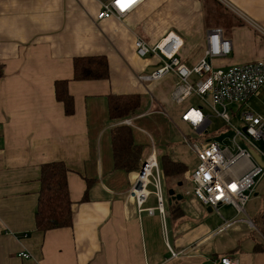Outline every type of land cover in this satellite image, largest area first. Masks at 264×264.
I'll return each mask as SVG.
<instances>
[{
  "label": "crops",
  "instance_id": "1",
  "mask_svg": "<svg viewBox=\"0 0 264 264\" xmlns=\"http://www.w3.org/2000/svg\"><path fill=\"white\" fill-rule=\"evenodd\" d=\"M218 1L143 0L122 20H97L99 0H0V63L5 70L0 80V264H220L223 256L239 264H264V250L255 251L261 240L249 230L256 223L247 213L239 219H251L253 225L239 221L226 227L234 218L222 214L224 221L215 228L190 227L181 204L184 196L173 203L166 196L165 217L140 212L129 197L135 171L116 169L113 157L111 130L127 125L126 119L132 120L127 126L135 130V139L146 145L143 158L154 147L157 154L165 153L156 144L164 141V133L149 117L157 114L153 106L159 99L137 77L151 62L136 55L137 36L156 43L176 32L184 40L183 60L195 64L204 54L207 31L217 27V14L232 52L215 65L264 59V36L254 27L264 29V0ZM90 55L107 56L108 79H73L74 58ZM60 79H69L73 115H66L56 99L55 81ZM162 81L170 96L176 77ZM134 92L141 94V106L123 119H110L107 96ZM258 93L264 94V86ZM57 160L70 169L73 222L44 233L35 226L40 166ZM87 179L94 180L88 200L81 201ZM174 189L183 193L184 187ZM253 196H259L257 189ZM190 200L201 203L196 196ZM155 204L152 195L145 206ZM173 204L181 207L180 215L171 213ZM22 251L31 257L19 256Z\"/></svg>",
  "mask_w": 264,
  "mask_h": 264
},
{
  "label": "built area",
  "instance_id": "2",
  "mask_svg": "<svg viewBox=\"0 0 264 264\" xmlns=\"http://www.w3.org/2000/svg\"><path fill=\"white\" fill-rule=\"evenodd\" d=\"M142 1L99 0L96 19L122 20ZM254 27L264 36L262 27L258 24H254ZM134 46L138 57L151 60L144 72L137 76L141 82H158L168 75H174L176 83L170 95L174 103L181 104L193 94L203 99V105L191 106L181 115L182 121L187 122L201 137L207 138L209 127L213 124L212 117H218L227 126H231L230 118L235 115L234 109L242 108L264 86V59L226 68L215 66V60L227 57L232 52V41L225 36L221 27L207 31L204 54L192 65L180 57L184 40L176 32L167 33L156 43H149L137 36ZM239 120L242 124L240 127L233 126L235 133L231 137L221 140L204 139L199 143H191L186 138L198 164L195 169L185 172V178L192 185L193 194L201 204L212 208L221 216L220 207L224 205L233 206L237 214L246 213V204L264 176V116L244 108L239 114ZM123 122L132 125L131 119ZM254 153L259 156L261 163L256 160ZM164 179L154 147L143 159L130 183L129 197L140 212L147 211L150 215L159 212L163 217L166 216ZM152 195L157 204L145 206ZM239 221L253 225L251 219L239 218L227 221L225 225L231 226ZM172 253L177 255V252ZM19 256L30 258L31 254L22 251ZM219 263L239 264L230 256H223Z\"/></svg>",
  "mask_w": 264,
  "mask_h": 264
},
{
  "label": "trees",
  "instance_id": "3",
  "mask_svg": "<svg viewBox=\"0 0 264 264\" xmlns=\"http://www.w3.org/2000/svg\"><path fill=\"white\" fill-rule=\"evenodd\" d=\"M218 4V0H206ZM220 4V3H219ZM218 4V5H219ZM212 16V15H211ZM208 19V18H207ZM218 25L222 19L217 14L213 16ZM74 80H97L110 77L109 60L106 55L78 56L74 58ZM5 76L3 64L0 63V80ZM56 99L62 102L66 115L75 113V99L69 91V79L55 81ZM108 98L110 119H123L141 106L140 93H112ZM135 130L127 125H118L111 130V143L115 168L127 173L137 171L143 161L144 143L135 139ZM214 134H208V138ZM159 162L164 173L168 188H174L171 181L183 185L182 177L188 167L185 163L172 159L167 153L159 152ZM70 169L62 160L48 161L40 166V188L35 211V226L38 231L69 227L73 222V200L69 190L68 173ZM94 179H87V188L81 201H87L88 190ZM171 213L180 215L182 209L173 204ZM176 215V216H177ZM256 223V221H254ZM257 224V223H256ZM263 234L264 230L262 229ZM264 242L255 243V251H263Z\"/></svg>",
  "mask_w": 264,
  "mask_h": 264
},
{
  "label": "rangeland",
  "instance_id": "4",
  "mask_svg": "<svg viewBox=\"0 0 264 264\" xmlns=\"http://www.w3.org/2000/svg\"><path fill=\"white\" fill-rule=\"evenodd\" d=\"M220 25H223V23L221 22L220 24L217 25V27H220ZM180 57L183 59V56L181 54ZM215 66L226 68V65L224 64H220L219 66L215 65ZM137 67L140 69V66L137 65ZM161 82L163 81L160 80L158 82L148 83L150 85L149 86L150 90L159 99V103H160V104L155 103V106H153V109L158 111L157 114L153 113L149 117L152 118L153 123L157 124L160 127L159 129L162 131V133H164V141H161L160 139L158 142H156L155 139V142L161 151L167 153L174 160L184 162L187 165L188 170L191 171L197 167L198 161L196 159V155L192 147L190 146V143L186 141V138H188L191 143L192 142L199 143L202 137H198L199 135L195 130H193L191 127L185 125L182 122L181 115L187 108L191 106L198 107L203 105L204 101L200 96L193 94L189 96L181 104L174 103L170 99V96L166 88L163 86V84L162 85L160 84ZM146 97H148V95H145V101H146ZM148 103H150V99ZM143 107H146V104H144ZM244 108L255 112L256 115L264 116V94L257 93L252 97H250L249 100L242 105V108L236 107L234 109L235 115H231L230 118V122L232 124L231 126L230 125L227 126V123L218 117H212L213 124L212 126L209 127L208 134H213V133L216 134L218 131H223L224 134H222L221 132L219 137L213 136V138L221 140L229 136L231 137L235 133L233 126L240 127L242 124L241 121L239 120V114ZM145 119H149V118L146 117ZM141 121H137V123L138 122L142 123ZM143 127L144 128L147 127L149 129L148 126L144 125ZM144 135L148 138L147 141L148 144L152 143L151 142L152 140H150L149 136L147 134ZM256 143L261 144V142H257V141ZM182 180H183L182 187H184V189L182 190L183 191L182 194L184 195V200H181V204L187 216L190 217L189 219H187L186 225L190 227L191 226L199 227L200 225L205 224V225H209V228H215L220 223H223L224 219L216 211L213 210L210 211L208 207L201 205V203L198 205L190 200V197L194 196L192 185L189 182H187V179L185 178V174L182 177ZM171 182H173L171 183V185L174 188L180 189L181 185H177V182L175 180ZM164 190L166 196H168L167 192L169 188L166 185L165 179H164ZM257 191L259 192V196L257 197L252 196L248 201V203L246 204L245 209H246V213L250 216V218L254 219L257 223L256 224L257 228L255 229L248 228L252 232L251 236L253 238L259 239L264 242V234L262 231V229L264 230V196H263L264 176L257 185ZM166 201H167V197H166ZM220 211L225 219L248 217L246 213L237 214L236 209L231 205L222 206L220 208ZM221 238L222 236L218 237L217 241H220Z\"/></svg>",
  "mask_w": 264,
  "mask_h": 264
},
{
  "label": "water",
  "instance_id": "5",
  "mask_svg": "<svg viewBox=\"0 0 264 264\" xmlns=\"http://www.w3.org/2000/svg\"><path fill=\"white\" fill-rule=\"evenodd\" d=\"M152 69H154V68H149V70H152ZM244 130H246V127L244 128ZM254 156H255L256 160L261 163L259 156L255 153H254ZM183 196L184 195L182 193L176 192V190L174 188H169V190H168V197H169L170 203L177 202L178 200H181L183 198Z\"/></svg>",
  "mask_w": 264,
  "mask_h": 264
}]
</instances>
